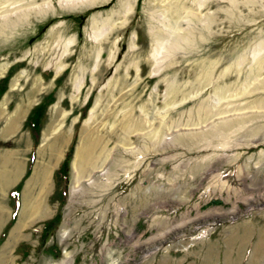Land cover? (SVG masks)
<instances>
[{
	"label": "rangeland",
	"instance_id": "obj_1",
	"mask_svg": "<svg viewBox=\"0 0 264 264\" xmlns=\"http://www.w3.org/2000/svg\"><path fill=\"white\" fill-rule=\"evenodd\" d=\"M0 88V264H264V0H0Z\"/></svg>",
	"mask_w": 264,
	"mask_h": 264
},
{
	"label": "trees",
	"instance_id": "obj_2",
	"mask_svg": "<svg viewBox=\"0 0 264 264\" xmlns=\"http://www.w3.org/2000/svg\"><path fill=\"white\" fill-rule=\"evenodd\" d=\"M1 92H2V89L0 88V94H1ZM42 107L43 106L40 105L37 108L33 109L24 121V126L28 127V129L30 130V132L33 136V139L35 141L34 145L37 144V140H38L39 122H40V117H41V113H42ZM70 151H71V149H70ZM68 158H69V156L66 157V159L62 163L60 169L56 172L55 178L61 177L62 175H65L67 163H68ZM32 159L33 158L31 157V159L29 160V162L27 164L26 175H28V173L30 172L31 165H32ZM21 184H22V181L15 188H13V190L9 193V197L14 200L15 205H14V209H13L12 214H11L10 222L7 225L6 229L10 226V224L15 219V215H16V212H17L18 206H19V189H20ZM58 220H59V216H56L54 219L49 220V221L44 223V225L42 227L41 236H40L42 242L46 239L49 231L54 228V226H55L56 222H58ZM1 238H2V236H1Z\"/></svg>",
	"mask_w": 264,
	"mask_h": 264
},
{
	"label": "bare ground",
	"instance_id": "obj_3",
	"mask_svg": "<svg viewBox=\"0 0 264 264\" xmlns=\"http://www.w3.org/2000/svg\"><path fill=\"white\" fill-rule=\"evenodd\" d=\"M49 137V136H48ZM46 140V136L45 135H43V137H42V140H41V145L44 143V141ZM10 158V156L8 157V161L9 160H11V159H9ZM77 158H78V169H75L76 170V172H74V173H83V171H84V169H85V166L87 165V163H89L90 164V162H91V158H90V154L87 152L85 155L84 154H78V156H77ZM7 160V159H6ZM75 161V160H74ZM74 161H73V163H72V166L71 167H74V165H75V163H74ZM5 164V161H1L0 160V166L2 167V168H0V169H3V165ZM74 170V171H75ZM77 179V178H76ZM2 181H4L3 179H2Z\"/></svg>",
	"mask_w": 264,
	"mask_h": 264
},
{
	"label": "crops",
	"instance_id": "obj_4",
	"mask_svg": "<svg viewBox=\"0 0 264 264\" xmlns=\"http://www.w3.org/2000/svg\"><path fill=\"white\" fill-rule=\"evenodd\" d=\"M25 119V118H24ZM24 119L22 120V123L20 122V125H19V132L22 130V131H24V132H29V129H23L22 128V125H23V122H24ZM5 165V164H4ZM4 167V166H3ZM13 167H15L14 165H13ZM26 167H27V160H26V162L24 161L23 162V165H22V172H21V174L19 173L18 175L19 176H21L22 175V173H24V171L26 170ZM2 168V167H1ZM33 172V171H32ZM2 181V180H1ZM45 181V173H43V175H42V177H41V181L39 182L40 184H42L43 182ZM47 188V187H46ZM13 189V187H9V188H7L6 189V195H8L9 193H10V191ZM50 190V189H49ZM51 191V190H50ZM50 194V193H49ZM51 195V194H50ZM19 196H20V194H19ZM40 197V195H39V191L37 190V193H36V195H35V197H33V206H34V209H37L38 210V206H39V204H38V202H39V198ZM19 199H20V197H19ZM40 209L42 210V208L40 207ZM8 218H9V216H8Z\"/></svg>",
	"mask_w": 264,
	"mask_h": 264
}]
</instances>
